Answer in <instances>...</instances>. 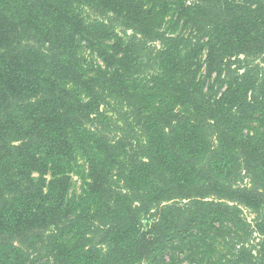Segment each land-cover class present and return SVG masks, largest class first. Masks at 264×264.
Segmentation results:
<instances>
[{
  "label": "trees",
  "instance_id": "16d2710c",
  "mask_svg": "<svg viewBox=\"0 0 264 264\" xmlns=\"http://www.w3.org/2000/svg\"><path fill=\"white\" fill-rule=\"evenodd\" d=\"M142 262L264 264V0H0V264Z\"/></svg>",
  "mask_w": 264,
  "mask_h": 264
},
{
  "label": "rangeland",
  "instance_id": "374dc122",
  "mask_svg": "<svg viewBox=\"0 0 264 264\" xmlns=\"http://www.w3.org/2000/svg\"><path fill=\"white\" fill-rule=\"evenodd\" d=\"M127 34H129V32H127ZM105 113L107 116H110L112 118V120H114V117L111 115V113L109 111L105 110ZM77 159H78V163L72 172L73 184H72V187H71L70 192H69L70 197H78L79 195L82 194V190H83L81 178H83V176L85 174V173H83V171L85 172L86 164H85L82 157L79 156ZM78 172H82V174L80 175V173H78ZM244 214H245V216H248V220H250L252 218V215H251V213H249V211L245 210ZM140 264H145V262H142ZM184 264H186V262Z\"/></svg>",
  "mask_w": 264,
  "mask_h": 264
}]
</instances>
